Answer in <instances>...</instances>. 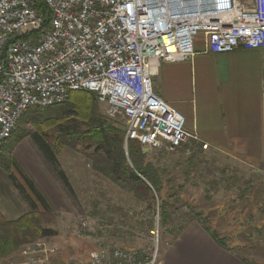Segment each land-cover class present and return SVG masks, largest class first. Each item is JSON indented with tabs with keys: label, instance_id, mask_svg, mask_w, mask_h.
Wrapping results in <instances>:
<instances>
[{
	"label": "built area",
	"instance_id": "1",
	"mask_svg": "<svg viewBox=\"0 0 264 264\" xmlns=\"http://www.w3.org/2000/svg\"><path fill=\"white\" fill-rule=\"evenodd\" d=\"M200 35L212 54L264 50V0H0V154L19 115L76 92L95 94L109 118L125 121L126 147L138 142L145 153H175L200 143L207 150L153 88L161 63L192 59ZM47 240L0 264L158 261L146 249L105 242L83 259L67 260Z\"/></svg>",
	"mask_w": 264,
	"mask_h": 264
},
{
	"label": "rangeland",
	"instance_id": "2",
	"mask_svg": "<svg viewBox=\"0 0 264 264\" xmlns=\"http://www.w3.org/2000/svg\"><path fill=\"white\" fill-rule=\"evenodd\" d=\"M195 49L199 50L197 42ZM197 81L195 93L199 96V77ZM98 106L109 118L106 107ZM112 120L125 126L120 117ZM23 131L36 130L30 124L19 123L14 133ZM56 131L52 126L45 129L53 144ZM14 140L13 137L8 141L0 154V234L4 222H14L31 213V206L15 184H23L22 175H27L50 203V210L40 211L42 227L54 233L47 241L56 245L67 260L83 259L100 242L146 249L157 254L159 260L192 224L202 227L215 241L204 228L206 223L212 232L225 238L226 248L220 247L229 254L244 264H264V169L259 166L242 165L236 157L214 153L212 149L200 152L195 147L197 143L175 153L148 151L147 160L168 181L164 193L170 199L171 218L164 226L158 214L154 217L148 212L146 202L94 172L87 157L89 151L83 147H57L56 167L47 161L31 137L18 143ZM59 171L66 174L70 189ZM199 216L205 219L204 223L198 221ZM152 220L154 230L149 231ZM85 221L86 227L82 224ZM28 244L1 257L0 262L16 258Z\"/></svg>",
	"mask_w": 264,
	"mask_h": 264
},
{
	"label": "crops",
	"instance_id": "3",
	"mask_svg": "<svg viewBox=\"0 0 264 264\" xmlns=\"http://www.w3.org/2000/svg\"><path fill=\"white\" fill-rule=\"evenodd\" d=\"M196 42L199 50L189 61L161 63L153 79L156 95L185 116L207 150L264 169V50L212 54L204 38ZM198 77L202 94L196 96ZM157 264L244 263L192 224Z\"/></svg>",
	"mask_w": 264,
	"mask_h": 264
},
{
	"label": "trees",
	"instance_id": "4",
	"mask_svg": "<svg viewBox=\"0 0 264 264\" xmlns=\"http://www.w3.org/2000/svg\"><path fill=\"white\" fill-rule=\"evenodd\" d=\"M98 105L95 94L76 92L62 104L45 109L31 108L22 116L20 124H30L36 131L17 132L11 139L14 137V142L18 143L28 136L31 137L47 161L56 167L57 147H83L89 151L87 157L94 172L120 188L130 191L137 200L146 202L148 212L154 217L158 214L161 224L166 226L171 218L170 199L169 196L166 198L164 193L168 181L165 182L160 170L147 160L148 153L143 151L138 142H129L126 150L125 126L104 116ZM49 126L56 127L55 144L50 142V136L45 132ZM200 149L203 150L202 147ZM194 156L193 152L191 158ZM59 175L70 189L66 174L59 171ZM22 176L24 183L19 184L15 181V184L32 210L14 222L3 223L4 229L0 234V258L17 251L24 244L54 236L51 230L43 228L41 224L40 211L50 210L49 201L30 177ZM11 177L14 178L13 175ZM198 221L204 223L205 219L202 220L199 216ZM154 226L155 222L152 220L149 231H153ZM204 228L219 246L226 248L225 238H220L218 234L212 232L206 223Z\"/></svg>",
	"mask_w": 264,
	"mask_h": 264
},
{
	"label": "bare ground",
	"instance_id": "5",
	"mask_svg": "<svg viewBox=\"0 0 264 264\" xmlns=\"http://www.w3.org/2000/svg\"><path fill=\"white\" fill-rule=\"evenodd\" d=\"M66 102L65 100H58V105ZM23 115H19V123Z\"/></svg>",
	"mask_w": 264,
	"mask_h": 264
}]
</instances>
